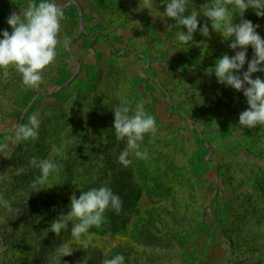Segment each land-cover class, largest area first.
Returning <instances> with one entry per match:
<instances>
[{
  "label": "rangeland",
  "instance_id": "obj_1",
  "mask_svg": "<svg viewBox=\"0 0 264 264\" xmlns=\"http://www.w3.org/2000/svg\"><path fill=\"white\" fill-rule=\"evenodd\" d=\"M35 2L0 0V30L11 32L7 16ZM140 2L58 0L57 57L40 85H23L12 66L0 69V199L20 209L0 207V264H48L56 247L72 240L71 224L58 235L44 230L69 210L73 193L102 185L121 197L122 209L107 210L84 234L86 249L73 242L64 264H102L117 253L125 264H264V126H239L249 107L243 91L206 71L223 54L234 55L230 40L201 12L210 35L198 27L190 44H180L176 21ZM165 2L152 0L154 13H163ZM209 2L188 0L189 11ZM243 19L258 24L264 38V17L249 8L234 16ZM124 99L132 110L142 102L156 119L155 133L141 142L147 158L132 156L127 167L117 160L126 142L114 133ZM33 114L38 139L17 144L15 126ZM33 156L61 167L47 188L31 193L39 174L29 165ZM18 168L24 171L17 175Z\"/></svg>",
  "mask_w": 264,
  "mask_h": 264
},
{
  "label": "clouds",
  "instance_id": "obj_2",
  "mask_svg": "<svg viewBox=\"0 0 264 264\" xmlns=\"http://www.w3.org/2000/svg\"><path fill=\"white\" fill-rule=\"evenodd\" d=\"M165 6L163 13L160 9L154 13L152 0L140 2V7L149 9L154 16L163 15L176 21L178 30L175 32V41L180 44H190L198 27L203 36L210 35L208 23L201 25L198 19L201 12L210 19L213 30L221 32L224 38L230 40L229 47L234 50V55L223 54L216 59L214 67L206 71L209 75L214 73L218 83L243 91L249 107L240 112L239 126L247 129L264 126V78H253L254 73L264 72V38L257 31L260 27L258 24L249 19H243L240 23L234 20L236 13L243 16L249 8L254 9L258 17H264V0H210L199 11L196 7L189 11L188 0H166ZM21 9L11 12L6 18L11 32L0 30V69L12 66L20 74L23 85L35 88L42 82L43 70L57 57L58 33L64 12L58 0H37ZM64 43L67 44V40ZM248 46L253 49L250 60ZM246 63L247 69L241 72ZM2 74L6 76L7 72ZM128 103L126 99L122 100L123 106L114 111L115 138L126 142L117 160L125 167L132 163V156L147 158L148 153L142 149L141 142L145 134L156 131V119L145 110L144 104L138 103L132 110L127 106ZM40 123L37 115L33 114L28 123L15 126L12 139L17 144L38 139ZM29 165L39 170L30 183L31 193L47 188L50 173H59L61 167L51 158L36 156L30 159ZM23 171V168H18L16 174ZM5 178V173H0V181ZM122 205L121 197L107 185L80 191L79 197L73 193L69 210L61 213L44 230L43 236L49 231L58 235L71 224L72 240L58 245L55 253L49 257L48 264H64L63 257L72 255L74 251L73 242L81 249H86L88 237L84 234L92 226L99 227L102 224L107 210L119 213ZM0 207L15 214L20 212V209H13L10 202L4 199H0ZM102 264H125V257L117 253L111 258H104Z\"/></svg>",
  "mask_w": 264,
  "mask_h": 264
}]
</instances>
